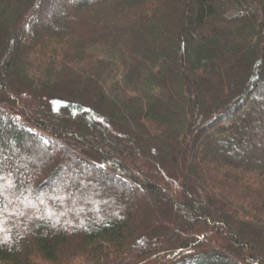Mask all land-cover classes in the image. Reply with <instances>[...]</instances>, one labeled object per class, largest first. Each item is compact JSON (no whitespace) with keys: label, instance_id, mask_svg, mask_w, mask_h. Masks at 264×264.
I'll list each match as a JSON object with an SVG mask.
<instances>
[{"label":"trees","instance_id":"trees-1","mask_svg":"<svg viewBox=\"0 0 264 264\" xmlns=\"http://www.w3.org/2000/svg\"><path fill=\"white\" fill-rule=\"evenodd\" d=\"M53 2L0 0V264H264V0Z\"/></svg>","mask_w":264,"mask_h":264},{"label":"rangeland","instance_id":"rangeland-1","mask_svg":"<svg viewBox=\"0 0 264 264\" xmlns=\"http://www.w3.org/2000/svg\"><path fill=\"white\" fill-rule=\"evenodd\" d=\"M61 3H69V0H54V2L52 4V12L50 13V15H48L47 18H45L46 23H51V21L53 19L58 20L60 18L61 14H62V10H64V5H62ZM58 9H59V11H58ZM92 119H93V117H92ZM257 132H258V135L260 136V138L258 139V142L253 146L252 145L248 146L250 159L254 158V156H256L258 152H260L264 149V145H263L264 144V138H263L264 132L261 131L260 129ZM97 139H99V138H97ZM203 144H204V141L202 139L201 140L198 139L196 141L197 149H198V147H200ZM247 144L248 143H246V141L243 140L239 148H243ZM60 145L61 146H54V147L49 146L48 149H45V153L47 155L54 156L55 160L58 161V162L56 161V163L59 165H62V164L59 163L58 159L61 156H59L58 154L65 152V150H64L65 148H66L67 152L69 150V151H71V153L74 150L78 151L80 149V145L70 146L71 147V149H70L69 145L66 144L64 141H60ZM235 149L237 150V147L231 146L229 148H224V147L216 148L215 151L217 153H223V152L229 153ZM21 153H23V152H20V155H21ZM73 153L75 155H78V152H73ZM20 157L24 158V155H22ZM66 162H67L68 166H66V167L63 165L61 166V168L63 170L62 171L63 172L62 179L63 180H68V179L71 180V184L73 182V178L76 179L78 177H82V178L84 177L85 178V177H92L93 176V178L96 179L97 177H100L102 179L101 180L102 183L100 182L102 185V190H106V189L110 188V189H113V191H117V192L119 191L120 192L121 190H127L128 189L131 192L132 199H131V201L127 202L128 203L127 205L129 207H132V208L138 207L140 209L147 208L149 211H154V210L156 211L157 206L161 204L160 200L154 201L151 199H147V200L140 202L137 199L138 194L135 191V189H133L131 187L130 182H129V184L122 185V188H119L116 180H114L113 178H110L107 174H104L103 172L97 171V169L92 167V166L85 165V164L81 163L79 159L77 161H75L74 159H71V157H67ZM6 186H7L6 184H4V183L2 184L3 188ZM66 189L68 190V188H66ZM78 190L79 189L75 188V190L73 189V192L69 191L70 193H66L65 190L58 191L57 196L51 197V198L47 197V198L40 199L39 203L47 205L46 203H48L47 202L48 199L49 200H51V199L56 200L57 199L58 201L62 200L64 202L70 203L72 200L77 199L78 196H77L76 192H78ZM36 205L37 204H33L28 209L26 207V211L28 213H31L35 209ZM25 206H26V204H25ZM90 207H92L93 210L96 209L94 205L90 204ZM101 207H102V205L99 204V207H98L99 210H101ZM86 208H87V210H86ZM119 209L122 210V207L120 205H119ZM165 209H166V207H165ZM83 210H84L85 215L90 214V213H87V211H88L87 206H85L83 208ZM124 210H127V208H125ZM44 216L54 220V222L57 225L66 226V222H68V221H72L73 224H76L77 222H79V220H77V219L71 220L72 216H69L62 211H58L57 215H56V213L55 214L54 213H45ZM4 223H5V221H0V237H5V235H6V232H5L4 228L2 227V224H4ZM261 241H262V250L264 251V238ZM232 246H234V249L236 251H239V247L236 246L235 243L232 242Z\"/></svg>","mask_w":264,"mask_h":264}]
</instances>
